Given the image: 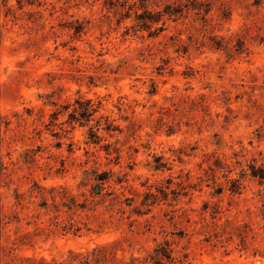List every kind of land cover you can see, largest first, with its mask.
<instances>
[{"label":"rangeland","instance_id":"1","mask_svg":"<svg viewBox=\"0 0 264 264\" xmlns=\"http://www.w3.org/2000/svg\"><path fill=\"white\" fill-rule=\"evenodd\" d=\"M259 167L264 0H0V264H264Z\"/></svg>","mask_w":264,"mask_h":264},{"label":"trees","instance_id":"2","mask_svg":"<svg viewBox=\"0 0 264 264\" xmlns=\"http://www.w3.org/2000/svg\"><path fill=\"white\" fill-rule=\"evenodd\" d=\"M253 175L254 176H260L261 178H264V169L263 167H259V168H255V170L253 171ZM19 196V194H18Z\"/></svg>","mask_w":264,"mask_h":264}]
</instances>
